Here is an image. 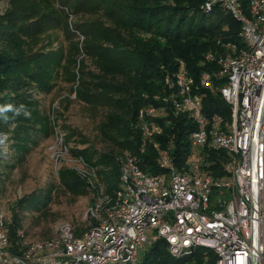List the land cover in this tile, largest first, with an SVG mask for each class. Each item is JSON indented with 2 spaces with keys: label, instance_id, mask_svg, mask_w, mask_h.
<instances>
[{
  "label": "trees",
  "instance_id": "obj_1",
  "mask_svg": "<svg viewBox=\"0 0 264 264\" xmlns=\"http://www.w3.org/2000/svg\"><path fill=\"white\" fill-rule=\"evenodd\" d=\"M3 1L7 5L0 11V133L8 135V157L0 160V167L13 172L24 166L39 146L52 142L61 131L65 143L72 146L70 157H82L96 168L109 191L117 187L119 162L125 156L136 158L149 174H163L167 168L161 165L160 151H164L177 170H190L191 135L198 125L189 114L175 113L164 103L170 93L166 79L178 72L181 62L198 86L203 74L212 77L211 89L199 86L197 91L205 114L231 121V106L220 91L227 79L218 76L215 63L204 60L210 52L231 54L228 44L239 50L246 47L241 24L221 6L207 13L201 0ZM241 1L247 10L249 0ZM61 83L68 89L60 105L75 100L99 116L98 142L60 124L62 111L43 105ZM153 106L158 115L141 119L140 111ZM144 120L159 125L161 132L145 135ZM203 153L202 169L226 177L231 156L215 148ZM92 192L77 170L61 166L44 186L10 207L12 242L19 241L24 212L37 211L41 219H48L55 199L65 196L76 204L92 197ZM216 261L215 252L204 247L174 257L165 239L150 245L142 257V264Z\"/></svg>",
  "mask_w": 264,
  "mask_h": 264
},
{
  "label": "built area",
  "instance_id": "obj_2",
  "mask_svg": "<svg viewBox=\"0 0 264 264\" xmlns=\"http://www.w3.org/2000/svg\"><path fill=\"white\" fill-rule=\"evenodd\" d=\"M202 10L216 6L241 24L246 47L228 44L231 54L207 53L206 63H215L220 88L231 106L232 119L203 111L200 87L212 88L210 74L199 86L184 62L166 79L170 93L164 103L175 113H187L198 125L191 135L194 159L190 170L179 171L172 157L160 151L163 174L145 172L136 158L120 160L117 187L109 191L97 170L82 157L71 166L92 189L81 223L56 221L48 237L28 238L17 233L14 244L9 233L12 220L0 201V264H142L140 249L165 239L174 257L204 247L217 255L215 264H264V0H201ZM74 17H70L72 27ZM159 98V97H157ZM156 117L158 109L140 111V118ZM145 135L161 132L159 125L143 123ZM49 150L56 159V172L70 159L64 135L58 131ZM8 135L0 133V160L8 157ZM205 148L223 150L231 156L226 177L206 173Z\"/></svg>",
  "mask_w": 264,
  "mask_h": 264
},
{
  "label": "rangeland",
  "instance_id": "obj_3",
  "mask_svg": "<svg viewBox=\"0 0 264 264\" xmlns=\"http://www.w3.org/2000/svg\"><path fill=\"white\" fill-rule=\"evenodd\" d=\"M6 2L0 3V11L6 8ZM83 58V55H82ZM90 66V63H89ZM67 86L61 83L56 90L47 96L43 101L46 108L52 106L57 110L62 111L63 116L60 119V124H65L71 129L86 133L91 140L97 141V120L99 116L92 113L87 107L77 101L70 104L60 105V101L67 94ZM74 98V96H72ZM67 107V108H66ZM72 140V144L76 146ZM51 141L39 146L30 156L27 163L10 172L5 168L0 167V201L5 205L9 219H11V206L16 204L20 198L29 197L34 190L44 186L49 179L53 177V172L56 174V159L49 150ZM84 148L85 146H79ZM8 152V151H7ZM62 166L75 165L70 159H64ZM91 202V197H83L76 204H72L65 196L55 199L50 206V215L48 219H41L37 211H26L22 215V231L27 234L28 238L47 237L50 235V228L53 223L58 220L66 219L81 223L85 211ZM44 234V235H43ZM150 245H145L140 249V255L136 258L140 262L143 255L149 250Z\"/></svg>",
  "mask_w": 264,
  "mask_h": 264
},
{
  "label": "clouds",
  "instance_id": "obj_4",
  "mask_svg": "<svg viewBox=\"0 0 264 264\" xmlns=\"http://www.w3.org/2000/svg\"><path fill=\"white\" fill-rule=\"evenodd\" d=\"M0 111H2V109H0Z\"/></svg>",
  "mask_w": 264,
  "mask_h": 264
}]
</instances>
